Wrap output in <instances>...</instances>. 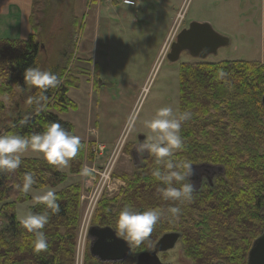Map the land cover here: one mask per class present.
Masks as SVG:
<instances>
[{
	"label": "trees",
	"instance_id": "trees-1",
	"mask_svg": "<svg viewBox=\"0 0 264 264\" xmlns=\"http://www.w3.org/2000/svg\"><path fill=\"white\" fill-rule=\"evenodd\" d=\"M37 1L34 0L31 16L34 34L26 41H0L3 83L13 80L23 96L29 90L24 71L38 66V36L45 27L43 20L34 18ZM40 2L44 5L41 6L44 16L49 3L48 0ZM7 43H12V50H6ZM221 70L225 73L223 77L219 76ZM51 72L58 76L60 84L44 93L49 99L39 111L38 105L33 103L24 116L19 114L11 122L7 120V125L5 107L0 101V135L39 133L50 122H60L76 135L70 122L50 111L54 108L65 112L76 107L67 96L68 86L75 84L71 79L61 84V71ZM72 79L74 81V76ZM9 91L0 88V96ZM39 94L40 90L36 89L33 96ZM263 98L264 65L260 63L242 60L183 63L180 113L190 112L191 119L182 123L180 134L184 147L176 151L172 159L176 163L189 160L193 166L209 165L217 169L216 175L212 182L204 178L190 202L165 200L160 191L165 185L152 175L157 167L155 158L147 152L143 166L132 175L122 176L125 189L118 196L100 201L92 217V226L115 229L118 214L125 205L139 211L160 208L163 215L150 237L141 246H132L128 259L119 263H101L89 255L95 264H135L140 253L152 250V240L172 232L181 234L180 242H185L186 254L195 264H248V253L254 240L264 233ZM81 143L83 148L70 160L72 173L80 174L84 166L85 144ZM77 160L80 164L78 171L74 166ZM21 161L15 171L0 172V220H4L0 221V264H74L81 220V186L75 183L55 193L60 206L58 213L41 202L30 209L35 214L49 217L42 229L49 247L37 253L32 245L34 235L16 216L17 205L30 197L15 185L22 184L26 172L35 174L37 182L32 187L35 189L59 186L66 175L46 160ZM171 206H179L181 214L172 217L167 211ZM175 218L183 219L181 226L184 227L175 228L176 223H172Z\"/></svg>",
	"mask_w": 264,
	"mask_h": 264
},
{
	"label": "rangeland",
	"instance_id": "rangeland-1",
	"mask_svg": "<svg viewBox=\"0 0 264 264\" xmlns=\"http://www.w3.org/2000/svg\"><path fill=\"white\" fill-rule=\"evenodd\" d=\"M40 1H37L34 9V18L43 20L45 27L38 36V67L61 71V84L71 79L76 85H69L67 93L76 107L65 112L54 108H50V111L70 122L81 140L87 137L93 139L98 135L107 146L106 156L111 152L113 142L106 141L107 137L115 135L116 139L120 134L119 138L124 139L113 159L110 183L101 193L98 188L103 174V157H98L93 148L89 154L91 162L85 163L84 160L85 167L90 169L89 174L84 175L82 171L80 174L72 173L70 161L67 166L58 168L66 179L57 188H66L75 183L81 186V220L74 264H95L89 257L86 227L92 226V217L100 201L118 196L125 189L126 182L122 176L132 175L143 166L147 151H139L138 146L146 139L140 143L139 137L146 138L151 134L144 121L152 119L156 111L165 106H170L175 115L180 114L181 65L255 58L254 54L259 50L256 44L250 46L249 38L253 37L260 43V22L253 20L246 33L242 27L245 24V11L236 12L232 17L226 15L232 12L235 5L243 8L245 0H216L215 3H208L207 0H168L171 7L167 8L170 11L167 15L165 0H135L129 5L125 0H48L44 16L41 8L44 5ZM96 2L99 4L92 6ZM179 15L182 18L177 29H174L173 41L192 22H200L211 24L217 32L228 37L230 45L204 61L183 52L177 62H171L167 55L162 56V49L173 33ZM7 44L6 50H12V43ZM251 47L254 48L249 50ZM3 77L0 70V88L4 91L10 89L9 93L0 96L8 125L7 120L11 122L17 115L24 116L28 112L30 105L27 100L34 95L36 88L29 85L27 94L23 96L13 80L5 84ZM21 159L45 160L43 154L31 150L21 154ZM96 160L98 163L95 162L93 166L91 163ZM78 163L79 160L74 164L77 171L80 169ZM56 187L32 188L28 192L30 199L16 207L17 219L21 221L39 203L37 197L48 190L55 193ZM92 201L97 204L87 215ZM182 220L174 219L172 223H176L175 228L184 227L181 226ZM152 241L151 246L155 244ZM186 248L185 242L181 241L174 250L161 254V258L172 264H195L187 256Z\"/></svg>",
	"mask_w": 264,
	"mask_h": 264
},
{
	"label": "clouds",
	"instance_id": "clouds-1",
	"mask_svg": "<svg viewBox=\"0 0 264 264\" xmlns=\"http://www.w3.org/2000/svg\"><path fill=\"white\" fill-rule=\"evenodd\" d=\"M125 2L129 5L135 0H125ZM224 75L225 73L221 70L219 76ZM24 81L40 90L39 95L30 96L27 100L29 105L33 103L38 105V111L48 102L49 98L44 93L60 84L55 73L42 70L38 66L25 69ZM190 119V112L184 111L177 116L170 106H165L159 108L152 119L144 121L145 127L150 130L151 134L145 138L146 142L140 145L139 151H147L155 158L157 167L152 171V175L165 185L160 189L165 200L190 202L193 199L195 189L189 179L194 175L193 164L189 160L176 163L172 159L174 153L184 147L180 134L181 127L183 122ZM82 148L80 137L67 131L60 122H50L44 131L30 135L3 134L0 135V172H13L18 169L22 163L21 154L29 150L43 154V158L50 165L57 168L64 167L77 156ZM89 172L90 169L87 167L82 169L84 175ZM36 182L35 174L26 172L23 175L22 184H17L15 187L27 194ZM37 199L52 212L60 211L54 191L48 190ZM167 211L172 217H176L181 214L182 210L179 206H171ZM162 215L163 210L160 208L139 211L131 205H125L120 210L116 227L113 229L115 236L125 241L130 250L132 246L139 247L150 237ZM48 221L47 214H35L31 211L27 212L20 221L22 226L34 235L32 245L37 253L48 250V239L42 231Z\"/></svg>",
	"mask_w": 264,
	"mask_h": 264
},
{
	"label": "water",
	"instance_id": "water-1",
	"mask_svg": "<svg viewBox=\"0 0 264 264\" xmlns=\"http://www.w3.org/2000/svg\"><path fill=\"white\" fill-rule=\"evenodd\" d=\"M229 45L230 39L217 32L211 24L192 22L188 28L178 33L167 58L171 62H177L181 54L187 52L192 58L205 60ZM144 140V136L139 137L140 143ZM193 170L194 175L189 179L200 183L203 177L212 182L217 172L216 168L206 164L193 166ZM87 235L90 241L89 252L101 263L123 262L132 253V248L130 250L125 241L117 238L111 227L91 226ZM180 240L181 234L177 232L162 235L151 251L142 252L137 256L135 264H171L163 262L160 254L174 250ZM247 262L248 264H264V233L254 240L248 253Z\"/></svg>",
	"mask_w": 264,
	"mask_h": 264
},
{
	"label": "crops",
	"instance_id": "crops-1",
	"mask_svg": "<svg viewBox=\"0 0 264 264\" xmlns=\"http://www.w3.org/2000/svg\"><path fill=\"white\" fill-rule=\"evenodd\" d=\"M165 1H166L165 3L166 9L164 8V10L166 11V15H167L170 12V11H167V8L168 7L170 8L171 6H168L169 5L168 0H165ZM215 1L216 0H207L208 3H215ZM245 1L246 2L244 3L243 8L239 9V7L235 5L232 7V12H227L226 15L232 17L236 14V12L240 13V12L245 11L243 13L245 24H243L242 27L245 28L246 33L248 32V28H251L252 21L258 19V21L260 22V33H261V37H259L260 43H258L256 39L254 40L253 37L249 39L251 42L250 46L251 44H256L255 47L256 49L259 50V52L254 54L255 58L248 59V60L244 59L242 61L257 62V63L264 65V0H245ZM33 4H34V0H0V41L2 42L4 41H26L34 34V30H33L32 23H31ZM98 4L99 3L96 2L92 4V6H97ZM252 48L254 47H251L249 50H252ZM119 135L116 139L114 138L115 135L109 136L106 139V141L108 142L112 140L113 142H112L111 152L107 156L105 154L107 150L103 153L102 162L104 166L108 163V161L111 159L113 155L114 147L120 139ZM81 141L84 142L85 144V155H84L85 163L88 161L91 162V158L89 157L91 148H93V151L97 153L95 150L97 143H103L106 146V144L104 142H101V139L98 138V135L93 139L90 137L89 138L87 137L86 139L81 140ZM95 162L96 164L98 163L96 160L91 164H93L94 166ZM85 166L86 164H84L83 168H85ZM73 176H76V175H73ZM60 188H57V189L54 188V189L57 192L63 189V188L61 189Z\"/></svg>",
	"mask_w": 264,
	"mask_h": 264
},
{
	"label": "built area",
	"instance_id": "built-area-1",
	"mask_svg": "<svg viewBox=\"0 0 264 264\" xmlns=\"http://www.w3.org/2000/svg\"><path fill=\"white\" fill-rule=\"evenodd\" d=\"M181 18H182V16H178V21L176 22V24H175V26H174V28H173V33L171 34V36H170V38L172 39L173 38V35H174V29L176 28L177 29V26L179 25V23L181 22ZM171 39H170V41H171ZM123 142H124V139H122L121 140V138H120V140L117 142V144H116V146L114 147V150H113V155H112V157H111V159L108 161V163L102 168V173L103 174H101V182H100V186H99V188L98 189H100V191H99V193H101L102 192V189L106 186V185H108L109 183H110V179H111V177H112V173H113V166H114V157L116 156V153H117V151H118V149L120 148V145L121 144H123ZM96 154L98 155V156H102L103 155V153L105 152V150H106V146L104 145V144H102V143H98L97 145H96ZM123 182V181H122ZM123 184H124V182H123ZM96 201L95 202H91L90 204H89V206H88V210H87V215L89 214V212L91 211H93L94 210V208H95V206H96ZM91 212H90V214H91ZM89 228L90 227H86V230H85V233H87L88 234V230H89Z\"/></svg>",
	"mask_w": 264,
	"mask_h": 264
},
{
	"label": "flooded vegetation",
	"instance_id": "flooded-vegetation-1",
	"mask_svg": "<svg viewBox=\"0 0 264 264\" xmlns=\"http://www.w3.org/2000/svg\"><path fill=\"white\" fill-rule=\"evenodd\" d=\"M140 145H141V144H140ZM140 145L138 146V148H140ZM204 178H205V177L202 178L201 183H200L199 181H195V182H194V181H191V180H190V182H192L193 185H194V183L196 184V186L194 185V186H195L194 189H197V188H199V187L202 185ZM206 179H207V178H206ZM179 243H180V241L178 242V244H179ZM178 244H177V245H178ZM152 249H153V248H152ZM150 251H151V250H150ZM161 254H167V253H161ZM161 254H160V258H161ZM161 260H162V258H161ZM162 261H163V260H162ZM163 262H165V261H163ZM165 263H171V262H165ZM171 264H172V263H171Z\"/></svg>",
	"mask_w": 264,
	"mask_h": 264
}]
</instances>
